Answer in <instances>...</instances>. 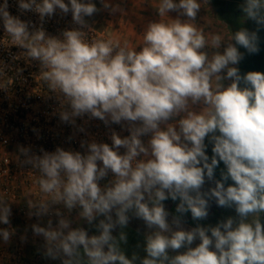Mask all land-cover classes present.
<instances>
[{
  "label": "clouds",
  "instance_id": "clouds-1",
  "mask_svg": "<svg viewBox=\"0 0 264 264\" xmlns=\"http://www.w3.org/2000/svg\"><path fill=\"white\" fill-rule=\"evenodd\" d=\"M100 3L121 11L109 0ZM17 7L37 14L40 25L11 15L3 0L0 44L21 49L14 60L38 64L59 120L84 132L77 119H98L129 133L111 130L110 144L81 140L83 152L58 146L37 154L18 146L20 166L39 174V196L26 200L29 216L57 218L31 225L43 238V255L61 264H264V72L242 74L238 67L240 48L259 52L264 0L239 5L241 24L253 21L256 30L210 38L196 23L202 0H158V19L135 47L113 36L88 38L86 18L100 11L94 0H17ZM57 13H71L76 27L49 34L44 22ZM6 67L0 65V77ZM206 182L214 186L205 189ZM168 199L179 201L171 220ZM213 200L234 208L236 217L183 227L187 213L206 220ZM74 210L96 234L72 226ZM11 215L9 200L0 197V224L9 226L0 228L4 244L14 235ZM133 217L148 230L143 257L129 258L121 248Z\"/></svg>",
  "mask_w": 264,
  "mask_h": 264
},
{
  "label": "built area",
  "instance_id": "built-area-1",
  "mask_svg": "<svg viewBox=\"0 0 264 264\" xmlns=\"http://www.w3.org/2000/svg\"><path fill=\"white\" fill-rule=\"evenodd\" d=\"M3 0H0V4ZM8 11L13 16H19L32 25L39 26L37 14L27 12L21 14L17 7V0H8ZM45 30L51 35H59L63 30L76 27L72 22L71 14L61 15L57 13L44 22ZM88 32V38H108L109 35L92 25ZM4 29L0 23V43H3ZM21 49L7 47L0 44V65L6 67V75L0 77V197L9 200L12 215L10 217L11 228L14 235L8 244L0 241V264H24L29 248L38 245L39 236H35L31 225L40 223L46 225L51 218L56 223V217L37 218L29 216L26 200L39 196V188L35 179L39 175L30 166L21 167L18 162V146H31L32 151L40 154V149L54 151L56 147L82 151L81 140L95 139L97 142L111 143L110 131L115 130L121 136L128 135L120 125L106 127L98 119L87 120V117L77 119V125L84 127L85 131H78L77 127L64 124L56 115L58 107L54 97H50L39 81L37 73L38 64L26 63L23 59L14 60L13 57L20 53ZM22 159V157H21ZM106 183V181H102ZM61 207L62 206H58ZM65 214L67 215L66 211ZM77 215L74 210L69 217ZM8 225L0 224V228ZM41 255L36 254L35 260L39 261Z\"/></svg>",
  "mask_w": 264,
  "mask_h": 264
},
{
  "label": "rangeland",
  "instance_id": "rangeland-1",
  "mask_svg": "<svg viewBox=\"0 0 264 264\" xmlns=\"http://www.w3.org/2000/svg\"><path fill=\"white\" fill-rule=\"evenodd\" d=\"M137 0H135V3ZM139 1V0H138ZM97 7L100 9L99 12L94 14L92 17L86 18L88 23L96 26L100 30H104L109 36L117 37L123 39L126 35V32L130 30L131 22L128 20L127 11L132 6V0H109V2L113 5H119L121 11L116 13H111L109 10L103 8L100 3V0H94ZM71 14V13H70ZM242 16V15H241ZM227 27V26H226ZM245 27L250 31L256 30V24L253 21H246L241 24V18H238V28ZM228 29V27H227ZM229 35L231 34L228 30ZM260 43H259V52L255 54H249L245 49L242 48V53H244V58L239 63V69L243 73H246L248 69H252L253 71L264 72V28H262L258 32ZM208 149V148H207ZM220 168L218 167L216 172H219ZM220 173V172H219ZM214 186L212 182H206L205 189L208 187ZM210 204V213L206 220L203 221H190L189 223L192 226L184 227L185 229H191L195 227L198 223L203 226L212 225L215 226L219 221L226 219L229 216L236 217V213L234 208H222L215 204L214 200L209 202ZM77 215L72 218L73 227H80L79 225H75L74 222H78L76 219ZM171 218V216H169ZM171 220V219H170ZM264 220V217H262ZM85 229L88 230L89 235L96 234V230L93 226L85 225ZM127 233V243L121 244L122 250L125 254L131 258L133 254H137L139 257H143L146 253L143 250L144 246V237L145 233L148 231L143 221L137 219L135 217L130 219L128 226L122 229ZM121 231L120 228L114 231V235H118ZM199 241H195L193 246L198 244ZM43 238L39 236L38 245L36 247H31L28 249L27 258L28 261L24 264H61L59 259L53 260L43 255ZM39 253L41 255V259L39 261L35 260L36 254ZM139 264V262H137Z\"/></svg>",
  "mask_w": 264,
  "mask_h": 264
},
{
  "label": "crops",
  "instance_id": "crops-1",
  "mask_svg": "<svg viewBox=\"0 0 264 264\" xmlns=\"http://www.w3.org/2000/svg\"><path fill=\"white\" fill-rule=\"evenodd\" d=\"M132 0L133 4L127 11L128 20L131 22L130 30L126 32V35L123 39H120L121 42L127 41L130 46H138L142 41V36L147 24L150 21L158 19L156 15V5L158 0ZM172 17H175V13H170ZM197 26L204 30L205 35L210 38V35L213 33H219L225 37L229 35L226 25L219 20L216 15L215 9L213 7L212 0H209V3H204L202 0L201 11L198 15ZM167 201V200H166ZM164 201L166 209L169 211L170 216L176 215L175 209L179 201ZM210 208V207H209ZM209 209V213H210ZM209 216V215H208ZM169 219H171L169 217ZM183 227L192 226L188 220H192L191 214L187 213L183 216ZM75 225L80 227H85L87 223L84 221L78 220ZM89 226V225H88ZM116 232V230H115Z\"/></svg>",
  "mask_w": 264,
  "mask_h": 264
},
{
  "label": "trees",
  "instance_id": "trees-1",
  "mask_svg": "<svg viewBox=\"0 0 264 264\" xmlns=\"http://www.w3.org/2000/svg\"><path fill=\"white\" fill-rule=\"evenodd\" d=\"M212 3H213V7L215 9L217 17L219 18L220 21H222L228 27L229 32L231 33L232 31L237 30L238 29V18L241 17L242 15L239 5L243 3V0H212ZM239 50L242 52V48H240ZM248 71H253V70L248 69L246 72ZM211 147L212 146L209 144L208 149H207V154L210 157L212 155ZM218 167L220 168L219 170L220 172L222 169H224L223 163L221 162ZM219 172H216L215 174L216 179L220 178ZM229 183H231V181H229ZM170 201L172 200L168 199L166 202H170ZM27 261H28V258L26 257L25 262Z\"/></svg>",
  "mask_w": 264,
  "mask_h": 264
}]
</instances>
